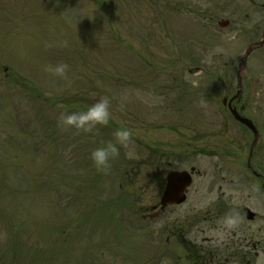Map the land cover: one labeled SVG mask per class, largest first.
Listing matches in <instances>:
<instances>
[{"label":"rangeland","instance_id":"rangeland-1","mask_svg":"<svg viewBox=\"0 0 264 264\" xmlns=\"http://www.w3.org/2000/svg\"><path fill=\"white\" fill-rule=\"evenodd\" d=\"M255 2L0 0V264H168L153 232L199 205L203 172L248 182L235 171L252 136L222 100L260 37L264 0ZM60 61L66 79L44 70ZM243 82L239 107L260 129L252 165L264 173V45ZM102 96L112 99L108 126L95 135L58 127L62 106L82 110ZM120 126L132 143L100 173L90 152ZM192 167L189 200L154 216L159 178ZM258 201L249 205L264 217Z\"/></svg>","mask_w":264,"mask_h":264},{"label":"flooded vegetation","instance_id":"flooded-vegetation-1","mask_svg":"<svg viewBox=\"0 0 264 264\" xmlns=\"http://www.w3.org/2000/svg\"><path fill=\"white\" fill-rule=\"evenodd\" d=\"M240 100L234 104L242 112L244 105L239 107ZM216 170L219 173L227 169L216 167ZM157 172L158 175L161 174ZM222 175L224 174L219 178L222 182L214 183L211 182L208 171H204L203 182L199 184V205L187 208L182 219L175 216L176 218L168 220L166 224L163 223L164 226L155 228V237H164L168 245V264H260V255L264 254V217L255 212L248 219L247 212L251 210L249 203L256 205V195L252 192L255 189L259 190L258 202H264V173L259 169H251L246 164L242 171H235V175H242L247 179L248 183L243 185L240 182H230L231 180L225 182L226 177ZM157 185L160 194L158 203L153 206L154 216L175 206L161 207L165 177H161ZM185 193L187 202L192 195L191 189H187ZM240 196L242 200L239 199ZM240 201L243 203L240 204ZM233 208L239 212L240 223L237 228L227 230L220 221ZM160 243L157 244L158 249Z\"/></svg>","mask_w":264,"mask_h":264},{"label":"clouds","instance_id":"clouds-1","mask_svg":"<svg viewBox=\"0 0 264 264\" xmlns=\"http://www.w3.org/2000/svg\"><path fill=\"white\" fill-rule=\"evenodd\" d=\"M44 70L53 76L66 79L70 65L60 61L55 64L45 65ZM112 99L102 96L95 102L88 104L82 110H71L68 106H62V111L57 117L58 127L65 131L74 130L76 134H92L98 132V126H108L112 119ZM133 130L127 126L117 127L113 133V139L102 141L99 146L90 152V159L100 173L107 174L111 171L112 161L120 156L121 148L127 149L133 140ZM221 224L227 230L239 226V212L230 209L221 219Z\"/></svg>","mask_w":264,"mask_h":264},{"label":"water","instance_id":"water-1","mask_svg":"<svg viewBox=\"0 0 264 264\" xmlns=\"http://www.w3.org/2000/svg\"><path fill=\"white\" fill-rule=\"evenodd\" d=\"M263 39H264V35H263ZM248 52H249V49H248L247 53ZM231 113L233 114V116L235 118H237L238 120L246 123L249 127H251L253 129V132H254L253 146H254L256 141H257L258 136H257V132H256L255 128L253 127L252 123L249 120L240 117L234 110H231ZM183 174L184 173H176V172L172 173V176L169 178V182H168L167 187L172 189L173 186L171 187V183L175 184L177 182V179H179V180L183 179V177H184Z\"/></svg>","mask_w":264,"mask_h":264}]
</instances>
